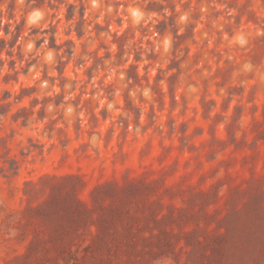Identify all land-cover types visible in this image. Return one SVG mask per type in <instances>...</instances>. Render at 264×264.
<instances>
[{"label":"rangeland","instance_id":"1","mask_svg":"<svg viewBox=\"0 0 264 264\" xmlns=\"http://www.w3.org/2000/svg\"><path fill=\"white\" fill-rule=\"evenodd\" d=\"M0 264H264V0L0 1Z\"/></svg>","mask_w":264,"mask_h":264},{"label":"trees","instance_id":"2","mask_svg":"<svg viewBox=\"0 0 264 264\" xmlns=\"http://www.w3.org/2000/svg\"><path fill=\"white\" fill-rule=\"evenodd\" d=\"M0 1H2V0H0ZM29 1L37 2V3H43L45 0H29ZM85 211H88V210L86 209Z\"/></svg>","mask_w":264,"mask_h":264}]
</instances>
